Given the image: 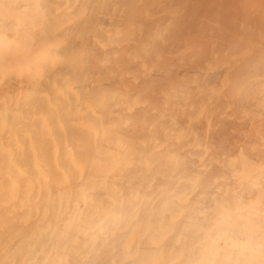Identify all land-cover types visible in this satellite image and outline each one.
Instances as JSON below:
<instances>
[{
  "label": "bare ground",
  "instance_id": "obj_1",
  "mask_svg": "<svg viewBox=\"0 0 264 264\" xmlns=\"http://www.w3.org/2000/svg\"><path fill=\"white\" fill-rule=\"evenodd\" d=\"M69 1L0 0V264H264V47L176 78L134 0L94 59Z\"/></svg>",
  "mask_w": 264,
  "mask_h": 264
},
{
  "label": "rangeland",
  "instance_id": "obj_2",
  "mask_svg": "<svg viewBox=\"0 0 264 264\" xmlns=\"http://www.w3.org/2000/svg\"><path fill=\"white\" fill-rule=\"evenodd\" d=\"M80 0H73V1H69L67 4H66V8L68 9V10H70L69 12L71 13V9H72V13L73 12H77V10L79 9V8H81V7H83V6H81L82 4H81V2H82V0H81V2H80V4L77 6V7H75V9H74V6H76L77 4H78V2H79ZM96 1V2H95ZM104 1H106V0H104ZM103 0H92L91 2H92V4H93V9L92 10H89V8L86 6V9L88 8V12L87 13H89L88 15L91 17V18H89L90 20V23H93V29L92 30H87V32H86V34L87 33H90V32H94V34H95V37H94V34H93V32L92 33H90L91 34V36H89L90 37V39L89 40H91V38H92V40H91V43H90V41H88V37L86 38L87 39V43L89 42L90 43V45H89V43H88V46H90V50L92 51V44L94 43V41H93V39L94 40H96V44L95 45H93V51H94V53H95V56L92 54V57L91 58H100V56H102L103 55V52L105 53V51H103L104 49H108V51L110 50V52H112V48H110L109 49V44H110V46H112L114 49H115V46L114 45H116L117 44V42L118 41H116V40H113V41H109V40H104L105 38L104 37H106L107 38V35H110L111 33L113 34V32L112 31H114L115 30V28L116 27H118L121 23H119V22H121L122 21V19H120L119 20V14H122V16L124 15H127V9H129L130 10V8L131 7H133V6H135L136 5V2H138L137 3V5H136V9H137V13H138V15L140 14V16L142 15V19L144 20V21H142V22H140V24L138 25V26H142V28H144V29H152L153 31H155L153 28H155L156 26H158L160 29V32H161V36H158L157 35V37L153 40L154 42L152 43L153 44V46H156V48H157V45H158V48H160V49H158L160 52H164V54L165 55H167L166 57H163V60H164V63L166 64V67L168 66L170 69H172V68H174V67H176V68H174V69H172L173 71V74H174V76L176 77V78H178V77H180V76H176L178 73H177V71L178 72H181V71H179V70H183V68L185 69V68H189L190 66H192V64L194 65L195 63V65L197 66V65H204V64H207V63H209L210 61V54H211V51L213 50L214 51V53L215 54H217V58H216V62H218V60H220L221 59V61H219V62H221L220 63V65H218V64H214L213 62H211V68H214L215 69V73L216 74H214L213 76L212 75H210L209 76V78L208 79H210V80H212V81H215V83H217L218 81L219 82H221L222 80H224V78H223V76H224V74L223 73H221V70L223 69V67L225 68L226 66H228L229 65V63H233L234 62V59H235V57L238 55V53H239V51L243 48V47H245V46H249V47H256L257 45H259V47L262 45V47H264V43H261L262 41H264V38H262V37H264V18H262V14H264V10H262V9H264V7H260V6H262V4H264V3H262V2H264V0H260V1H258V0H256L257 2V6H258V3H262V4H260V6H258V8L257 7H255V0H254V2L252 1L251 2V0H248V2H247V0H211L210 1V3H208L209 2V0L207 1V3L204 1H201V0H199L201 3H203V4H201L202 6L203 5H207V4H209V10L210 9H212V10H208L210 13L208 14V15H212V18L210 17L209 18V16L207 15V12L208 11H206V9H208V7L205 9L204 8V12H201L200 13V11H198L199 13L198 14H194L195 13V11L197 12V10H202L203 11V9H200L201 8V6H199L200 5V3H198L197 2V0L195 1H193V3H192V0H177L178 1V4H179V6L177 5V7H176V1L175 0H168V1H166L167 2V5H166V2L163 0H151V2L149 1V3H148V0L147 1H144L143 0V2L141 3V1L142 0H135L136 2H133L134 0H131L132 1V3H133V5H131L130 6V4H132V3H130L131 1L130 0H127V1H125L124 2V4H125V6L127 7V8H123L124 6L123 5H121V4H119V3H122L123 2V0H119L120 2L119 3H117L118 1L117 0H112V1H114V3H117V5L116 4H112V1L110 0H107L106 2H104ZM160 1H161V3H160ZM175 1V2H174ZM225 1V2H224ZM228 1V2H227ZM233 1V2H232ZM249 1H250V3H252L250 6H248L247 8L245 7H242L243 5H244V2L246 3V6H247V3H249ZM97 2H98V5H103V6H98L97 7ZM100 2V3H99ZM108 2V4H109V2H111V4H109V6L110 7H107V5L108 4H106ZM126 2H128V4L129 5H127L126 4ZM144 2H147L146 4L144 3ZM153 2V3H152ZM156 2V3H155ZM158 2H159V4H158ZM165 2V3H164ZM180 2V3H179ZM187 2L188 3H190L189 5L187 4ZM230 2V3H229ZM240 2V3H239ZM70 3V4H69ZM77 3V4H76ZM153 4V6H155L154 8H153V6H152V8L149 6V5H152ZM196 3V4H195ZM199 5H198V4ZM213 3V4H212ZM242 3V4H241ZM123 4V3H122ZM155 4H157V5H155ZM161 4H165V5H161ZM169 4V5H168ZM232 6H231V5ZM236 6H235V5ZM241 4V5H240ZM106 5V6H105ZM116 5V6H115ZM183 6V7H181V6ZM188 6V8H186L185 6ZM190 5H191V7H190ZM195 5H197V7H196V9H195ZM212 5H213V7H212ZM217 6V7H214V6ZM227 5V6H226ZM234 5V6H233ZM254 5V6H253ZM90 6V5H89ZM118 6V7H117ZM139 6V7H138ZM141 6V7H140ZM148 6V7H147ZM239 6H241V7H239ZM95 7H97V9L95 8ZM104 7L106 8H108V10L107 9H104ZM115 7H117V9L115 8ZM157 7H159V8H157ZM161 7V8H160ZM172 7V8H171ZM194 7V8H193ZM227 7V8H226ZM78 8V9H77ZM120 8H123V9H120ZM139 8V9H138ZM140 8H142L141 9V12L139 11L140 10ZM156 8V9H155ZM176 8V9H175ZM177 8H179V9H177ZM189 9V11L188 10H185V9ZM197 8H199V9H197ZM217 8V9H216ZM224 8H225V10H224ZM232 8V9H231ZM237 8V9H236ZM257 8V9H256ZM120 9V10H119ZM150 9V10H149ZM152 9V10H151ZM154 9H155V12H154ZM193 9L195 10V11H193ZM213 9H215V11H217V13L213 10ZM231 11H229V10ZM251 9L253 10L252 12H251ZM260 9L262 10V11H260ZM75 10V11H74ZM102 10V11H101ZM157 10H160L159 12H157ZM179 10V11H178ZM94 11H96V13L95 14H98L99 13V19L97 18V16H95V14H94ZM97 11H98V13H97ZM107 13H106V12ZM120 11V12H119ZM122 11L124 12V13H122ZM151 11H152V13H151ZM181 11H184L183 12V14H185V12H188V14H186V15H184L183 16V14H182V12ZM211 11L212 12H214L215 14H213V13H211ZM245 11H246V13H249V12H251V13H249V15H251V16H247L248 14H246L245 13ZM91 12L93 13V15H91ZM103 12V13H102ZM157 12V13H156ZM181 12V13H180ZM190 12V13H189ZM194 14V16L195 15H199V14H201V15H199L198 17H197V20H196V22H197V26H196V22H195V20H194V18L196 17H194L193 18V14ZM114 13H116V15H117V18H116V16L114 17V16H111L112 14H114ZM156 13V14H155ZM173 15H172V14ZM203 13V14H202ZM240 13V14H239ZM244 13H245V15H246V17L244 18ZM74 14V13H73ZM104 14L105 15H107L108 16V14L110 15V17L108 16H106V18L108 19L107 20V22L106 21H104V20H106V19H104L105 17H104ZM179 14H181V16H179ZM190 14H192V16H190ZM255 14V15H254ZM257 14H258V17L261 19L262 18V22H258V17H255V16H257ZM75 15H76V13L74 14V15H71L70 16V18H68V20L66 21V22H64L63 24H61V26L62 27H66L65 25L67 24V25H70V24H72L73 22H74V20H73V18L75 17ZM160 15H162V16H160ZM166 15V16H165ZM202 15H205V16H202ZM122 16H120V18H123ZM157 18H156V17ZM165 16V17H164ZM189 16V17H188ZM202 16V17H201ZM206 16H208L207 18H206ZM111 17H112V19H111ZM151 17H154V19L157 21V22H155L154 23V20H153V18L151 19ZM158 17H160V18H158ZM162 17H163V20H162ZM181 17V18H180ZM186 17H188V18H191L192 17V20H190V19H185ZM205 17V19H202V18H204ZM240 17V18H239ZM100 18H101V20H100ZM117 19V23L116 24H114L115 23V20ZM126 18V17H125ZM140 18V17H139ZM214 18V19H213ZM238 18V19H237ZM256 18H258V19H256ZM97 19H98V21L100 22H98L97 21ZM102 19H104L103 21H102ZM142 19H140V20H142ZM147 19H149V20H147ZM161 19V20H160ZM180 19H183V20H181L180 21ZM196 19V18H195ZM209 19V20H208ZM213 20V21H210V20ZM235 19H236V21H235ZM259 19V20H260ZM109 20L111 21V20H113V23L112 22H110V24H108V22H109ZM123 20H125V19H123ZM148 21L147 23H149V26L147 25L146 27H144L147 23H146V21ZM153 20V21H152ZM177 20H179V25L177 24ZM187 20H189V22L191 21V24H193V25H191V28H189L190 27V23L188 24L187 22ZM200 20V21H199ZM204 20V21H203ZM207 20V21H206ZM240 20V21H239ZM256 20H257V22H256ZM102 21V22H101ZM119 21V22H118ZM186 21V22H185ZM219 21V22H218ZM242 21V22H241ZM202 22V23H201ZM229 22V23H228ZM239 22V23H238ZM104 25H103V24ZM119 23V24H118ZM145 25H144V24ZM150 23H151V26L152 27H150ZM157 23V24H156ZM176 24V26L174 25V24ZM183 23V24H182ZM198 23L200 24H204V29H205V31H204V29H203V26H201L200 27V25H198ZM209 23H211V25L209 24ZM154 24V25H153ZM159 24V25H158ZM184 24L186 25V26H189V27H186V26H184ZM206 24L208 25L207 27H208V30H207V27H206ZM221 24V25H220ZM224 24H228L227 26L226 25H224ZM104 27H103V26ZM109 25L111 26V28L109 27ZM162 25V26H161ZM167 25V26H166ZM173 25V26H172ZM178 25V26H177ZM183 25V26H182ZM259 25V26H258ZM113 26V27H112ZM154 26V27H153ZM169 26V27H168ZM184 28V27H186V28H182V27ZM193 26V27H192ZM198 26H199V29L201 30V31H203L204 32V36H202V33L203 32H201V31H199V34H201V36L198 34ZM210 26H212L211 28H210ZM224 26H225V28H224ZM222 27V28H221ZM108 28V30L109 31H107V30H104V29H107ZM113 28V29H112ZM194 28H197L196 29V31L194 30H192V29H194ZM183 30V32H182V30ZM191 29V30H190ZM203 29V30H202ZM228 29H230V30H228ZM167 30H172V33L174 32L175 33V31L178 33L177 35H179V37L176 35V33L174 34V35H172V33L170 34L169 32H171V31H169V32H167ZM189 30V31H188ZM236 30H238L237 32H235ZM62 30H56L55 31V34H57L56 36H54V34L51 36V38L53 39V36H54V39L53 40H59L58 38L60 37H58V35H59V33L61 32ZM111 31V32H110ZM186 31V32H185ZM194 33H192V32ZM245 32L244 34L243 33H241V32ZM251 31V32H250ZM56 32H58V33H56ZM166 32V33H165ZM187 32H189V33H187ZM209 32V33H208ZM212 32V33H211ZM255 32H257V33H255ZM105 33V34H104ZM164 33V35L166 36L167 35V38L168 39H166V37L165 36H162V34ZM183 33V34H182ZM198 34V35H196V36H194L195 34ZM210 33L213 35H211L210 36ZM225 33V34H224ZM235 33H237V34H235ZM253 35H252V34ZM86 34H85V36H86ZM111 34V35H112ZM184 34H186L187 35V38H186V36L184 35ZM189 34V35H188ZM190 34H192V36H194V38H192L193 40V43H192V45L194 46V43L195 42H197V44L196 45H198L199 44V42L201 43V40L202 41H205L204 43L202 42V45L200 44V45H198V46H194V47H191L190 48V46H188L187 44H186V42L187 43H189L188 41H190L191 39H189V38H191V37H188V36H191ZM257 34V35H256ZM105 35V36H104ZM171 36V38L172 39H170V36ZM176 35V36H175ZM180 35H182V36H180ZM184 35V36H183ZM206 35V36H205ZM237 35V36H236ZM254 35H256V39H255V36ZM260 35V36H259ZM87 36H88V34H87ZM169 36V37H168ZM221 36V37H220ZM253 36H254V38H253ZM58 37V38H57ZM175 37H176V39H175ZM197 37V39H198V41H194V40H196L195 38ZM199 37V38H198ZM245 37V38H244ZM259 37V38H258ZM96 38V39H95ZM165 38V39H164ZM178 38V39H177ZM220 38H221V40H220ZM204 39V40H203ZM208 39H210V42L208 41ZM177 40V41H176ZM188 40V41H187ZM247 42H246V41ZM260 40H262V41H260ZM105 41V42H104ZM108 41H109V43H108ZM158 41V42H157ZM179 41V42H178ZM183 43H182V42ZM192 41H190V44H191V42ZM237 41V42H236ZM242 41V42H241ZM251 41V42H250ZM254 41V42H253ZM93 42V43H92ZM111 42H113V44L111 43ZM181 42V43H180ZM208 42V43H207ZM212 42V43H211ZM222 42H224V44H222ZM256 42H257V44H256ZM105 43H106V45H105ZM170 45H169V44ZM221 43V44H220ZM254 43V44H253ZM260 43V44H259ZM108 44V45H107ZM156 44V45H155ZM165 44H168V45H166V47H164L163 45H165ZM178 44V45H177ZM182 44V45H181ZM174 45H175V47H174ZM186 45H187V47H186ZM210 45V46H209ZM214 45V46H213ZM244 45V46H243ZM99 46H100V48H99ZM173 46V48H171V47ZM181 46H183V48L185 49L184 51H183V48L181 47ZM206 46L208 47V48H206ZM220 46V47H219ZM222 46V47H221ZM96 47V48H95ZM98 47V48H97ZM165 48V49H167V51H164L165 49H163V48ZM242 47V48H241ZM170 48L171 49H174V50H170ZM181 48V49H180ZM190 48V49H189ZM193 48H195V50H193ZM199 48V49H198ZM229 48V49H228ZM238 48V49H237ZM99 49V51H102V54L101 53H99V54H97L99 51H97ZM114 49H113V51H114ZM162 49V50H161ZM216 49V50H215ZM227 49V50H226ZM170 51V52H169ZM195 51H199V54L197 55V54H195ZM218 51V52H217ZM233 51H235V52H233ZM238 51V52H237ZM176 52V53H175ZM184 52H186V53H184ZM190 52V53H189ZM92 53V52H91ZM172 53V54H171ZM174 53V54H173ZM186 54V55H184V54ZM193 53V54H192ZM227 53V54H226ZM101 54V55H100ZM163 54V55H164ZM188 54H190L189 56H188ZM220 54V55H219ZM228 54H230V55H228ZM164 55V56H165ZM168 55H170L169 57L171 58V59H169V57H168ZM175 57H174V56ZM182 55V56H181ZM196 55V56H195ZM179 56V57H178ZM185 57V59L186 60H188L187 62H185V59L183 60V58ZM224 56V57H223ZM229 57L230 58V60H229V62H228V59L229 58H225V57ZM173 57V58H172ZM181 57H183V58H181ZM188 57H189V59H191V61L188 59ZM220 57V58H219ZM234 57V58H233ZM196 60V61H193L194 59ZM203 61H201L200 59ZM219 58V59H218ZM167 59H169V60H167ZM173 59V60H172ZM175 59V60H174ZM182 59V60H181ZM200 60V62H199V60ZM218 59V60H217ZM171 60V61H170ZM175 61H177V62H175ZM180 61H183V62H180ZM214 61V62H215ZM232 61V62H231ZM172 62H174V64L172 63V65H171V63ZM193 62V63H192ZM199 62V63H198ZM168 63V64H167ZM179 63V65H177V64ZM185 63H188V64H185ZM192 63V64H191ZM176 64V65H175ZM182 64V65H181ZM191 64V65H190ZM225 64H226V66H225ZM187 65V66H186ZM189 65V66H188ZM214 65H215V67H214ZM216 65H218V66H216ZM224 65V66H223ZM216 67H217V69H216ZM222 68V69H221ZM221 69V70H220ZM219 70H220V73H219ZM217 73H219V74H217ZM193 73H187V74H185V75H192ZM222 74V75H221ZM211 76L213 77V78H215V79H213V78H211ZM219 76V77H218ZM216 77H218V79L216 78ZM218 80V81H217ZM0 101H1V98H0Z\"/></svg>",
  "mask_w": 264,
  "mask_h": 264
}]
</instances>
